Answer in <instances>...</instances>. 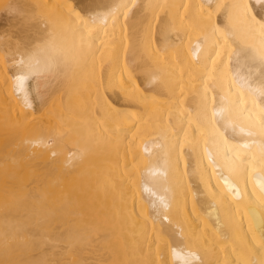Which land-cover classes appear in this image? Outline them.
Instances as JSON below:
<instances>
[{
    "label": "bare ground",
    "instance_id": "1",
    "mask_svg": "<svg viewBox=\"0 0 264 264\" xmlns=\"http://www.w3.org/2000/svg\"><path fill=\"white\" fill-rule=\"evenodd\" d=\"M0 16V264H264V0Z\"/></svg>",
    "mask_w": 264,
    "mask_h": 264
},
{
    "label": "rangeland",
    "instance_id": "2",
    "mask_svg": "<svg viewBox=\"0 0 264 264\" xmlns=\"http://www.w3.org/2000/svg\"><path fill=\"white\" fill-rule=\"evenodd\" d=\"M1 13H2V12H1ZM2 15H5V14L3 13V14H1V16H2ZM1 16H0V18H1ZM2 17H3V16H2ZM4 17H5V16H4ZM1 19H2V18H1ZM3 19H4V18H3ZM0 23H2V21H1ZM0 25H2V24H0Z\"/></svg>",
    "mask_w": 264,
    "mask_h": 264
}]
</instances>
